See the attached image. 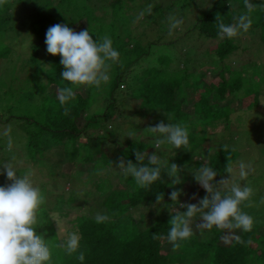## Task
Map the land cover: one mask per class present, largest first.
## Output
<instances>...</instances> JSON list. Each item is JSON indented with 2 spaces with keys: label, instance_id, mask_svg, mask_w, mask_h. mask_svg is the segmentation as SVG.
Returning <instances> with one entry per match:
<instances>
[{
  "label": "trees",
  "instance_id": "obj_1",
  "mask_svg": "<svg viewBox=\"0 0 264 264\" xmlns=\"http://www.w3.org/2000/svg\"><path fill=\"white\" fill-rule=\"evenodd\" d=\"M235 1L244 7L243 12L236 9ZM253 1L256 4L253 5L247 0H213L210 8L199 15L196 27L193 29H198V35L220 38L219 25L221 23L236 25L240 17L246 16L245 13L249 12L248 17L252 23L245 32L249 35L258 33L259 36L263 33L264 36V0ZM123 4L124 0H0V70L4 68L3 59L9 57V54L15 50V41L22 39L15 38L16 36L23 35L24 29L27 28L35 38L30 46V55L26 59L23 54L20 66L16 67V70L23 71V77L26 79L22 80L19 86L16 81L10 86L6 84L7 90L0 92L4 99L1 109L5 111V119L0 121V128L15 118L18 121H24L25 133L17 132V134L22 137L32 161L33 159L42 160L50 154L58 157L57 161H50L49 164H47V159L43 160L52 176L60 166V161L64 159L61 155L66 153L74 155L84 163L89 162L91 165L87 169V180H92L97 188L96 192L99 194L97 196L99 200L101 199L103 207L100 215L108 217L107 220L98 222L97 216L92 215L89 207L88 212H76L74 216L69 217L67 213L74 208V203L79 196L75 190H71L67 197L60 194L59 200L58 197L56 198V202L62 209L57 207L50 209L45 207L44 203L39 213L42 217L44 214V217L40 220L41 232L38 234L46 239L51 249V264H264V223L261 218L254 215L257 209H262L259 205L264 191L255 190L256 188L251 183V179L259 172L246 165L247 175L245 177L241 178L239 173L237 176L233 172L232 179L227 186L219 184L220 181L231 178L226 172L228 167L233 168L239 165L231 160L233 153H229L232 151L229 141L221 143L220 146L217 145V148L208 146L205 150L208 156L206 162L198 159L201 153L200 148L211 138L209 137L211 129L222 124L225 129L231 131L229 127L232 123L231 103L225 101L226 103L221 105L214 104L213 98L218 102L219 100L224 101L226 94L229 93L232 95V101L247 96H250L255 103L261 100L264 97L262 62L255 59L249 60L243 63L241 69L234 68L224 59L234 49L239 48L242 41L238 37L235 41V36L232 38L223 36L224 49L216 51L210 67L207 66L205 70V72L208 70L214 72V66L220 65L219 80L216 79L217 82L207 84L204 80V72L190 70L188 64L190 58L185 56L181 61L183 66L172 67L174 61L172 52L161 50V55L155 53L159 49L157 48L159 44L166 45L169 42L147 41L144 44L131 28L133 17L128 14ZM102 8H110L108 13L111 19L107 20L106 15L96 13L97 9ZM182 15L186 16L185 12ZM147 16L151 22L161 25L164 31H168L174 23L161 10L150 12ZM83 20L85 22L81 23ZM79 22L80 29L89 30L93 39L97 37L103 39L105 37L103 35H108L113 42V47L120 53L118 62H110V80L99 87L87 86L86 95L79 90L81 85H70L61 78L60 73L63 71V66L58 55H40L41 50L46 49V32L51 26L62 24L73 30L74 25H78ZM240 32L243 33L244 30ZM4 37L7 38L5 41ZM192 51L193 48L186 53L190 55ZM207 51L212 54L210 50ZM249 68L250 71H248ZM246 70L251 74L245 75ZM4 74L0 75V85L6 83L2 77ZM18 77L17 75L14 78ZM51 84H55L58 91L64 87H71L74 93L73 99L61 105L58 93L56 95L54 92L55 96H50L49 86ZM200 87L201 99L193 103L192 111L185 110L183 105L189 103V98L194 95L196 88ZM36 97L39 104L35 103ZM102 98L103 105L91 111L92 105ZM130 101H135L136 114L143 119L136 124L137 128L146 134L144 138L136 136L125 139L122 143L114 140L115 147L112 150L103 147L104 141H99L106 135L101 134L95 142L94 133H86L88 135H86L87 146L76 145L79 136L88 129L106 130L108 127L106 120L115 114L124 120H131L119 104L120 102L130 103ZM80 117L84 118L82 126H79L77 121ZM196 117H199V121L194 119ZM160 123L185 126L189 131V144L184 149H175L167 145L171 147L173 154H170L167 159L161 158L162 167L159 179L142 187L130 174L125 175L123 171H119L117 178L126 182L130 187L129 190L125 187H112L109 174L94 180V176L102 168H107L112 164L119 165L121 161L125 164L131 161L138 163L137 166L152 167L148 157L153 154L159 156L158 147L155 146L159 134L154 133L151 127ZM118 124L122 123L118 122ZM192 126L198 129L194 130ZM10 135L8 137L4 134L0 135V142L4 149L7 147L5 143H8ZM64 143L68 146L59 149L58 145ZM12 151L13 148L10 147L8 155L13 158L15 154H12ZM136 152L144 155L145 159L137 162ZM195 157H197L196 160ZM167 161L175 163L179 168V172L173 178L167 175ZM203 165L210 166L217 171L215 183L218 185H214V188L217 189L220 186L222 190L219 191L222 195L230 191L232 183L251 188L250 197L242 202L240 207L246 209L244 212L253 218V227L249 231L240 229L242 231L239 235L232 237L229 243H223L221 237L226 229L216 227L206 229L197 225L198 229L194 226L192 235L185 240L178 241L179 246L174 248L168 240L170 221L173 218L171 214L159 216L155 214V211H151L150 216L142 213L139 219H135L129 210L159 202H165L170 206L172 204L171 193L182 191L183 185H187L195 178L193 175L196 168ZM20 172L26 173L24 169H19L18 173ZM0 173H3L1 169ZM83 173L84 171L79 169L77 176L73 175L72 180L75 181V177L80 180L82 177L79 176ZM3 175L5 174H0V186L6 185L2 183L4 182L2 181ZM38 187L41 191L47 190L48 194L52 193V190H48L46 183H41ZM91 192L93 191L87 190L85 193ZM48 194H45V198ZM122 194L127 196L126 203L120 200ZM192 204L198 205V203ZM194 217L200 219L201 223L203 222L199 213H196ZM53 218L59 223L57 224ZM60 219L67 224H61ZM73 225L74 230L80 236V246L77 252L68 255L63 247L67 237H61V234L67 230L68 235ZM63 228L65 230L62 231ZM166 243L171 244L169 248L166 247ZM81 254L84 256L82 262L78 258Z\"/></svg>",
  "mask_w": 264,
  "mask_h": 264
},
{
  "label": "rangeland",
  "instance_id": "obj_2",
  "mask_svg": "<svg viewBox=\"0 0 264 264\" xmlns=\"http://www.w3.org/2000/svg\"><path fill=\"white\" fill-rule=\"evenodd\" d=\"M255 3L253 0H247V2ZM213 0H124L125 8L127 9V12L129 15H131L132 22H131V28L134 30L140 39H142V42L145 44L147 41H158L160 43H168L167 47L166 45L157 46V49L155 53L157 55H161L162 51L165 52H172V55L174 57V61L172 64V67H178L179 65H182V59L190 58L188 61L190 70L195 71H202L205 73L204 80L207 84H210L211 82H217L216 79L219 80L218 72L220 71V65H216L214 72L211 70H207V66L210 67V62L213 60V58L216 56L217 50L224 49L222 45V38L223 36H220V38L215 37H205L198 35V29L194 30L193 27H196L197 20L199 15L205 11L208 10L212 4ZM234 6L239 11H244V7H242L238 1L234 2ZM110 8H102L97 9L96 13L100 15H106L107 20L111 19L110 14L108 11ZM163 11L165 14H167L170 18V21H179V23L173 27H169L168 31H164L162 26L159 25L156 22H151L150 18L147 16L150 12L154 11ZM185 12L186 16H183L182 14ZM249 12H246L245 15L248 16ZM85 22V20L81 21V23ZM171 22L169 23V25ZM29 29V28H28ZM23 35L16 36L15 38H22L18 39L14 43V51L12 54H9V57H5L3 59V65L6 69H1L0 75L6 80V83H2L0 85V92L3 90H7V85L10 86V84L16 81L17 85L21 84V81L26 79L24 76L23 71L16 70V67L20 66L22 55L24 58H28V56L31 53L30 46L33 43V40L35 38L34 35L31 34L30 30L28 31L27 28L24 29ZM74 31L80 32V22L79 24H75ZM238 31V34L235 36V41L237 40L236 37H238L242 42L239 48L234 49V51L227 56L224 61L230 62V64L234 68L241 69L243 66V63L249 60H259L261 61L263 68H264V41H263V33L259 36L258 33L249 35L247 32H240ZM25 35H28L25 37ZM103 36H106L103 35ZM263 36V37H262ZM25 37V38H24ZM108 37V35H107ZM4 41L7 39L6 37L3 38ZM156 43V42H153ZM173 43V44H171ZM191 48H193L192 54L188 55L186 52L188 50L191 51ZM162 50V51H161ZM212 52V54L208 53ZM49 54L46 49L41 50L40 55ZM169 54V53H168ZM210 55V56H209ZM23 58V59H24ZM220 64V63H218ZM165 66V65H164ZM213 66V64H212ZM211 66V67H212ZM29 67V66H28ZM219 67V68H217ZM28 69V68H27ZM251 69L249 68L248 71ZM247 70L244 71L245 75H250L251 73ZM264 72V69H263ZM19 76L17 79H15V76ZM44 79V77H43ZM258 79V78H256ZM262 81V80H261ZM7 84V85H6ZM57 86L55 84H51L49 86V92L50 96H55L56 93L59 95V91L57 90ZM262 88L264 90V82H262ZM122 89H125V87H122ZM51 90V91H50ZM79 90L83 93V95H86L87 86L79 87ZM57 91V92H56ZM201 87L196 88L194 91V95L189 98V103H186L183 105L184 109L187 111L193 110V103L196 100L201 99ZM55 92V94H54ZM263 93V92H262ZM261 94V93H260ZM57 95V94H56ZM264 96V93H263ZM213 98V96H210ZM261 97V96H260ZM36 104H39V100L36 97ZM4 99L2 98V95H0V121L5 119L4 113L1 109L2 105L4 104ZM101 101V102H100ZM99 102H96L92 105L91 111H94L100 106L103 105L104 100L103 98ZM225 101H228L231 103V107H233V111L230 113V118L232 120V123L229 124V127L231 128V131L229 132L227 129L224 128L222 124L217 126L215 129H211V137L207 143L200 148L201 153H199L198 159H200L202 162H206L208 156L206 155L205 150L208 146H211L212 148H217V145H221V143L229 141L230 148L232 151H229V153H235L234 156L232 154L231 160H234V163H240L244 162L245 165H248L250 168L253 167V170L256 169L259 173L257 176H255L253 179H251V183L256 188L257 191H264V97L261 98L258 102H253L251 100L250 96L243 97L240 99H234L232 101V95L229 93L226 94V98L224 101L218 102L217 99L213 98L214 104H223L226 103ZM121 109L125 113V115H129L131 120L123 119L119 117L118 115H113L112 118L106 120L107 122V133L104 129H96V128H90L87 130V132L81 134L79 138L76 141L77 146H87L88 140L86 138V133H94L93 134V140L96 142L101 134L106 135L99 141L103 142L106 149H112L115 147L114 140H117L118 142H123L125 139L128 140V138H133L136 136H139V138H144L146 136L145 133L140 128H137V122L140 120H143L141 116L136 114V103L135 101H130V103H124L120 102ZM53 105V104H52ZM120 106V105H119ZM53 109V106H52ZM101 110V109H100ZM86 118V116H85ZM197 121H199V117L194 118ZM78 125L82 126L84 122V118L80 117L78 118ZM118 122H121L122 124H118ZM22 123V124H21ZM8 125V126H5ZM24 121L19 120L17 118L12 119L11 121L7 122V124H3L2 128H0V135L4 134V136L8 137V143H5L7 145L6 149L3 148V144L0 142V163L4 162L7 164L9 161H11L14 165V167L17 170V178L20 177V175H27L33 183L38 186L41 183H46L48 186V190H52L51 194H48L49 191H42L44 195L48 194L45 199V207L52 208L57 207L58 209L61 208L60 205H58V202H56V198L63 194L65 197L68 196V194L71 193V190H75L77 193H79V196L77 197V201L74 203V208L70 209V213L68 216H74L76 212H88V207L92 215L95 217L101 214V209H103L101 202L97 195V188L94 185V183L87 180V169L90 168L89 162H82L78 160V158H75V156L72 154H64L63 160L60 161V166L57 168L56 173L49 174V168L45 167V162L43 160L47 159V164L50 163V161H57L58 157L54 156L53 154H50L49 156H46L42 160L37 159L36 161L32 157H29L28 151L26 150V145L23 143L22 137L17 134L21 133L24 134ZM194 130H197L198 127L192 126ZM129 134L132 135V137H127ZM99 135V136H98ZM88 136V135H87ZM105 139V140H104ZM1 141V140H0ZM168 144H160L158 147L157 152L159 153V156L162 159H167L170 154H173L172 149L170 146H167ZM68 146L67 143L58 145V148ZM155 146L157 147V141L155 142ZM12 147L13 151L12 154H15L12 157L8 155L9 148ZM28 148V146H27ZM58 150V149H56ZM100 150V149H98ZM97 150V151H98ZM60 151V150H58ZM99 152V151H98ZM101 153V152H99ZM99 155V154H98ZM100 156V155H99ZM60 157V158H61ZM77 157V155H76ZM234 158V159H233ZM195 160L197 157L194 158ZM48 166V165H47ZM119 165H109L107 168H102V170L94 176V180H98L99 177H105L109 174V179L112 181V184L114 188H129L128 184L126 182L120 181V178H117V175L120 174L119 171H123ZM200 167H197L195 170V173H198ZM0 169L2 172H4L3 166L0 165ZM19 169H24L26 173H18ZM48 169V170H47ZM83 170L84 173L80 174L79 177H82L80 180H78V177H75V181L73 179V175L77 176V171ZM233 172L234 174H238L239 168L238 165L233 166ZM28 171V172H27ZM109 171L111 173H109ZM4 176V179L2 181L3 184L10 185L9 183H13L14 181H11L7 178L6 173ZM6 176V178H5ZM55 176V178H54ZM238 176V175H237ZM70 177V178H69ZM119 177V176H118ZM194 177V175H193ZM9 180V181H7ZM193 181L187 183L188 186L191 185V187H187L186 184L183 185L182 191H179L181 194L178 196V201H172V206H168L165 204V202H159L157 204L148 206H140L138 208L130 209L129 212L134 215L135 219H139L141 217L142 213L147 214L150 216L151 211H155L156 215L159 216H166V215H172L175 216L178 213H182L187 210L186 205L192 204V203H198L201 199H203L205 196L210 197V194L206 192V190L195 180V178L192 179ZM245 182V181H244ZM5 185V186H6ZM3 186V185H1ZM221 187L218 186L215 190H222ZM87 190H91L94 192V194L91 193H85ZM230 192V191H229ZM228 192V193H229ZM59 200V197H58ZM122 203L127 202V196L123 195L120 198ZM260 207L262 209H257L254 212V215L258 218H261V221L264 223V192L263 195L260 197ZM56 208V209H57ZM62 209V208H61ZM245 211L246 209H242ZM69 212V211H68ZM40 213V212H39ZM44 217V214H43ZM42 215L39 214L40 220L43 218ZM202 221V220H201ZM61 224H67V222H63L60 219ZM200 219H197L196 217H192L190 220V227L193 228L194 226L197 227L201 226ZM195 228H193L194 230ZM264 229V228H263ZM65 230L64 228L62 231ZM242 230L240 229H226L221 237V240L223 243H229L232 237H235L241 233ZM41 232V229L37 230V233ZM65 232V233H63ZM61 234V237H67V230L63 231ZM75 232L74 225L71 226V229L69 230V233ZM170 243H166V247H170Z\"/></svg>",
  "mask_w": 264,
  "mask_h": 264
},
{
  "label": "clouds",
  "instance_id": "obj_3",
  "mask_svg": "<svg viewBox=\"0 0 264 264\" xmlns=\"http://www.w3.org/2000/svg\"><path fill=\"white\" fill-rule=\"evenodd\" d=\"M179 21L173 23L175 27ZM252 20L248 16H241L236 25H219L221 36L232 38L239 30L246 31L251 26ZM46 51L59 56L63 71L61 78L70 85L95 86L106 84L110 80L109 68L111 63L119 61L120 53L113 47L111 38H96L89 30L76 32L66 25L56 24L46 32ZM74 93L71 87L59 90V102L64 105L73 99ZM154 133H158L157 147L160 144L171 145L175 149L185 148L189 144V131L180 124L160 123L151 127ZM127 137H132L129 134ZM137 162L145 159L140 152L135 153ZM152 167L123 161L119 167L125 175H131L136 182L146 187L161 176V157L155 154L148 157ZM9 180L14 181L8 186H0V264H51V249L46 239L37 233L41 227L39 212L45 203V195L27 175L17 178V170L13 163H0ZM167 175L175 177L179 168L175 163L167 161ZM239 176L247 175L246 165L240 162ZM230 179L219 182L225 186L232 179L233 168L226 170ZM195 180L210 194L199 201V205H186L187 210L178 213L171 219V228L168 240L173 247H178V241L185 240L192 235L190 220L199 213L203 221L201 226L206 229L213 227L220 229H242L249 231L253 227V218L242 211L241 204L251 195V188L232 183L230 192L222 195L221 191L215 190L214 185L217 171L212 167L203 165L198 173H194ZM180 192L173 191L171 201H178ZM159 198L157 197V200ZM57 224L58 220L53 218ZM98 222L108 219L106 215H98ZM80 236L71 232L67 235L63 247L68 255L78 251ZM82 262L83 254L79 257Z\"/></svg>",
  "mask_w": 264,
  "mask_h": 264
}]
</instances>
